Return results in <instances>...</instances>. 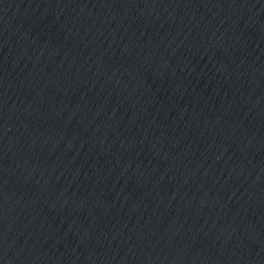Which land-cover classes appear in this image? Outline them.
Instances as JSON below:
<instances>
[{"label":"water","instance_id":"1","mask_svg":"<svg viewBox=\"0 0 264 264\" xmlns=\"http://www.w3.org/2000/svg\"><path fill=\"white\" fill-rule=\"evenodd\" d=\"M23 264H264V0H17Z\"/></svg>","mask_w":264,"mask_h":264}]
</instances>
